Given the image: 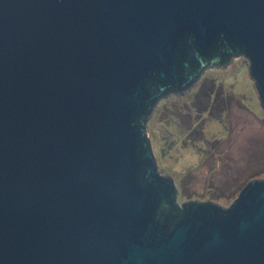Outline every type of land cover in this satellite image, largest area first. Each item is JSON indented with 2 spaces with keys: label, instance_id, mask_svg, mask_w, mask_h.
<instances>
[{
  "label": "water",
  "instance_id": "obj_1",
  "mask_svg": "<svg viewBox=\"0 0 264 264\" xmlns=\"http://www.w3.org/2000/svg\"><path fill=\"white\" fill-rule=\"evenodd\" d=\"M190 40L242 46L264 107V0H0V264H264V179L157 216L175 185L134 118Z\"/></svg>",
  "mask_w": 264,
  "mask_h": 264
},
{
  "label": "rangeland",
  "instance_id": "obj_2",
  "mask_svg": "<svg viewBox=\"0 0 264 264\" xmlns=\"http://www.w3.org/2000/svg\"><path fill=\"white\" fill-rule=\"evenodd\" d=\"M154 106L146 136L179 202L227 206L248 181L264 179V107L243 55Z\"/></svg>",
  "mask_w": 264,
  "mask_h": 264
},
{
  "label": "trees",
  "instance_id": "obj_3",
  "mask_svg": "<svg viewBox=\"0 0 264 264\" xmlns=\"http://www.w3.org/2000/svg\"><path fill=\"white\" fill-rule=\"evenodd\" d=\"M228 44H229L228 42L222 41V42L218 43V45L214 49H212L208 55H206V54H201L197 50L195 45L193 44V41L190 40V47L194 53L193 61H191L189 64L186 63L183 54H182L181 60H180V71H181V74L184 75V77L181 78V80L184 82H187L186 86H184L185 87L184 89H189L193 85H195L197 83L199 84L201 77L203 76V73L205 72V70H207L208 67H212V66L216 67L220 64L224 65L227 62L229 63V62H231V60L233 59L234 56L243 55L244 57H246L245 53H244V48L242 46L235 47V45H233V44H232V46L234 48V52H232L230 50V52L227 55H225L226 49H230ZM220 54H221L220 61L217 63L213 62L214 58L219 56ZM141 86H142L143 90L145 91L146 96H148V95H150V96L154 95L155 96V99L158 100V101H156L157 103H161V102L164 103L166 101L165 96L168 93L176 92V91H168V93L165 94L162 91H160L161 87H163L164 85L157 78V76L155 74H153L152 76H149L146 81H142ZM172 87H175V85H172ZM184 89H181L179 91H182ZM153 108H155V106ZM153 108L149 109L148 111L146 110L144 112L145 116L144 115L141 117L136 116L134 118V124L138 125V126H144L146 128V130H148L147 122H149L150 120H148L149 118L147 119V117L152 113V111L154 110ZM220 117H221V114L218 115V120L220 119ZM147 141H148L150 149L152 151L150 141L148 139H147ZM168 145H169V143H168ZM152 153H153V151H152ZM156 165H157V173H159L160 176L166 177V175H168V177H171L170 173L168 171L163 170L160 166H158V164H156ZM162 172L165 174H163ZM240 190L241 189H239V191ZM238 192H237V194H238ZM207 203H211V204L217 206L220 210V213H224L225 210L222 208V207H224V205H220L219 203L215 202L214 200H210ZM189 204L190 203L183 204L182 202H179L177 200L175 206H171L170 203H168L164 200H161L160 204L158 206V209H157V216H160V221H162V219L165 216H167V218H168L167 225L170 224L169 229H171L173 227L174 223L180 219L182 213L184 212L185 208L189 206Z\"/></svg>",
  "mask_w": 264,
  "mask_h": 264
},
{
  "label": "flooded vegetation",
  "instance_id": "obj_4",
  "mask_svg": "<svg viewBox=\"0 0 264 264\" xmlns=\"http://www.w3.org/2000/svg\"><path fill=\"white\" fill-rule=\"evenodd\" d=\"M185 90V89H184ZM184 90L182 91H176V92H171V93H168L165 97L167 98L168 96H170L171 94H176V93H181L183 92ZM185 94V93H184ZM177 189V187H176ZM175 187H174V194L172 193V196L170 197L169 201H166L168 203H170L171 206H175L176 204V201L178 200V195H177V191H176ZM178 190V189H177ZM193 202H197V201H182L183 204H188V203H193ZM201 202V201H199Z\"/></svg>",
  "mask_w": 264,
  "mask_h": 264
}]
</instances>
